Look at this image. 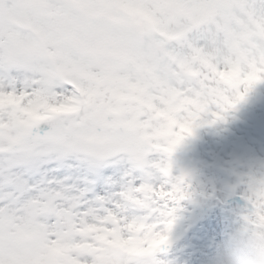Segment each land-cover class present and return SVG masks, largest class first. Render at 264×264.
Wrapping results in <instances>:
<instances>
[{"label":"snow or ice","instance_id":"6c2138e0","mask_svg":"<svg viewBox=\"0 0 264 264\" xmlns=\"http://www.w3.org/2000/svg\"><path fill=\"white\" fill-rule=\"evenodd\" d=\"M261 80L264 0H0V264H164L185 176L129 179L131 219L97 215L89 176L170 155ZM243 182L264 222V168Z\"/></svg>","mask_w":264,"mask_h":264},{"label":"rangeland","instance_id":"374dc122","mask_svg":"<svg viewBox=\"0 0 264 264\" xmlns=\"http://www.w3.org/2000/svg\"><path fill=\"white\" fill-rule=\"evenodd\" d=\"M189 38L199 43L196 31L190 33ZM240 91L244 92L243 86ZM239 110H245L244 112L248 114L246 117L251 118L249 128H253L255 131V134L251 136L252 138L243 134V130H237L238 127L241 128L240 115L243 116L242 112L239 113ZM248 130L250 129H246V131ZM199 134V142L216 146V162L218 167L226 173L231 170L247 179L250 172L264 168V80L256 82L247 90L244 98L225 113L224 119L216 120L214 123L201 124ZM183 144H185V141L179 146ZM220 151H222V154H220ZM166 161L163 154H155L147 161L146 167L150 175V184L155 188L161 185L165 186L164 173L159 165ZM130 162L132 160L127 154L118 159L117 162L110 165L106 164L104 174L97 179L94 192L85 194L90 205L97 210L98 216H106L109 210L116 211L118 215H121L120 209L123 211L128 210L127 207H121V205L123 204L122 193L125 181L130 173L128 168ZM171 165V176L175 178L184 175L187 182L191 184L192 191L189 192L191 193L189 194V200H193V203L202 202L200 220L204 221L194 241L201 251L198 255V263L207 264L210 254L226 231L240 226L245 208L240 204H232L228 208H223L218 200L212 198L214 196L226 198L229 195L223 187L222 178L207 182L204 174H207L208 171L199 172V167L195 166L194 162L190 163L184 160L180 165L172 162ZM65 174H71L74 179L76 178L75 169H66ZM213 187H218L216 194L212 191ZM95 198L101 201L100 205L95 204ZM124 217L134 218L128 215L127 212ZM170 248L171 244L165 245V248L157 253L164 264H174L173 261L169 260V256H174L177 249L171 248L170 250ZM163 251H168V253L165 256H160ZM186 260H188L186 257H182V263H185Z\"/></svg>","mask_w":264,"mask_h":264},{"label":"clouds","instance_id":"9594fccd","mask_svg":"<svg viewBox=\"0 0 264 264\" xmlns=\"http://www.w3.org/2000/svg\"><path fill=\"white\" fill-rule=\"evenodd\" d=\"M207 264H264V222H244L226 231Z\"/></svg>","mask_w":264,"mask_h":264}]
</instances>
